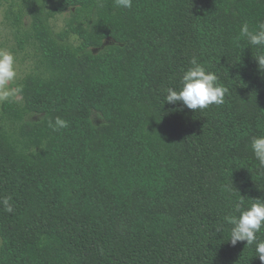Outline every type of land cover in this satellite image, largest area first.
<instances>
[{
	"label": "trees",
	"instance_id": "1",
	"mask_svg": "<svg viewBox=\"0 0 264 264\" xmlns=\"http://www.w3.org/2000/svg\"><path fill=\"white\" fill-rule=\"evenodd\" d=\"M5 4L35 63L1 104L0 197L14 212L0 203V264H261L225 217L240 195L264 197L250 148L264 135V46L240 37L264 0ZM193 56L229 89L224 104L166 102ZM56 117L69 126L53 131Z\"/></svg>",
	"mask_w": 264,
	"mask_h": 264
},
{
	"label": "clouds",
	"instance_id": "2",
	"mask_svg": "<svg viewBox=\"0 0 264 264\" xmlns=\"http://www.w3.org/2000/svg\"><path fill=\"white\" fill-rule=\"evenodd\" d=\"M118 7L130 9L133 0H115ZM240 37L246 38L248 43L254 46H264V22H261L256 30H250L249 25L244 23L240 27ZM259 68L264 70V54L255 57ZM190 67L184 71L181 77L179 90L169 87L167 89L166 102L170 104L182 103L191 110H205L211 105H222L229 89L219 82L216 72L199 63L193 56L189 61ZM17 71L15 57L7 50L0 49V101L14 98L21 87H10L15 81ZM48 126L53 131L67 128L68 121L56 117L54 122L48 121ZM251 151L259 162L260 168L264 169V135L254 136L250 143ZM230 190V189H229ZM250 207H245V197L239 196L234 202V213L239 215H228L225 221L230 224V240L235 246L237 242L246 241V245L255 244L256 257L264 264V240H258L257 233L264 230V197L251 199ZM4 211L13 213L14 207L11 196L0 197Z\"/></svg>",
	"mask_w": 264,
	"mask_h": 264
},
{
	"label": "rangeland",
	"instance_id": "3",
	"mask_svg": "<svg viewBox=\"0 0 264 264\" xmlns=\"http://www.w3.org/2000/svg\"><path fill=\"white\" fill-rule=\"evenodd\" d=\"M7 4L0 6V49L10 51L15 57V67L17 71V77L14 82L10 84V87H17L20 84L22 78L31 71L35 61V57L27 52L22 51L17 44V39L15 35V28L10 25L9 21L6 18L7 14ZM67 15V14H66ZM65 14L58 16L53 20L54 31H60L65 24ZM112 40L108 39L106 43H111ZM33 50L32 47H29L27 51ZM18 95V94H17ZM16 95V96H17ZM3 101H0V114H1V104ZM93 119L96 123L101 122V118L94 111ZM1 243V238H0Z\"/></svg>",
	"mask_w": 264,
	"mask_h": 264
}]
</instances>
